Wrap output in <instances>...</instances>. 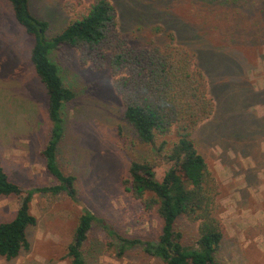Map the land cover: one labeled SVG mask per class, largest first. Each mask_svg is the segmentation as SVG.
<instances>
[{
    "label": "rangeland",
    "instance_id": "rangeland-1",
    "mask_svg": "<svg viewBox=\"0 0 264 264\" xmlns=\"http://www.w3.org/2000/svg\"><path fill=\"white\" fill-rule=\"evenodd\" d=\"M94 0H29L31 12L47 20L45 37L59 32ZM124 47L148 48L173 42L193 52L205 75L213 112L192 132L217 187L213 212L223 237L217 264H264V0H109ZM170 34L173 39L170 40ZM33 37L0 0V164L24 187L47 186L40 150L49 138L47 95L30 61ZM78 48L62 44L48 57L59 67L73 97L65 102L60 168L75 175L76 199L65 192H36L27 228L29 250L0 264H69L65 257L79 215L97 217L82 253L86 264H163L137 245L121 257L117 237L155 240L162 221L146 210L123 179L132 159H155L161 179L166 162L140 142L123 116L124 102L106 62H82ZM19 205L0 197V221ZM185 243L197 236L198 222H176ZM111 229L114 234L110 235Z\"/></svg>",
    "mask_w": 264,
    "mask_h": 264
},
{
    "label": "trees",
    "instance_id": "trees-1",
    "mask_svg": "<svg viewBox=\"0 0 264 264\" xmlns=\"http://www.w3.org/2000/svg\"><path fill=\"white\" fill-rule=\"evenodd\" d=\"M16 21L33 37L29 58L47 95L49 138L40 150L46 171L55 180L47 186L24 187L10 179L0 164V197L19 200L14 216L0 221V256L11 259L29 250L27 228L36 223L31 201L36 192H65L76 199L75 175L57 162L63 135L62 108L73 97L64 84L58 65L48 57L54 48L67 44L80 50L82 62L96 67L106 62L114 75L115 91L124 102L123 116L140 142L152 147L166 162L161 179L155 159H132L123 183L146 210L155 209L162 225L155 240L117 237L113 248L118 257L126 250H142L163 264H217L216 252L223 237L213 212L217 187L192 137L197 125L213 112L205 75L195 66L193 52L173 42L148 48L124 47L117 36L115 8L109 0H94L71 18L56 34L46 38L48 21L35 16L29 0H8ZM169 39H173L170 34ZM198 222L192 243H185L176 227L179 217ZM97 217L84 209L78 217L65 257L69 264H86L83 247ZM110 235L114 232L109 229Z\"/></svg>",
    "mask_w": 264,
    "mask_h": 264
}]
</instances>
